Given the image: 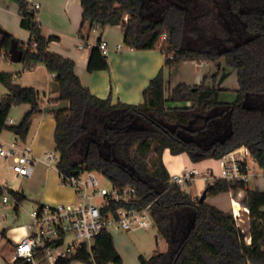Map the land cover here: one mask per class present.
<instances>
[{"label": "trees", "instance_id": "16d2710c", "mask_svg": "<svg viewBox=\"0 0 264 264\" xmlns=\"http://www.w3.org/2000/svg\"><path fill=\"white\" fill-rule=\"evenodd\" d=\"M18 5L21 26L29 40L20 44L11 34L0 38L1 51L8 55L11 40L22 51L24 67L42 64L54 74L58 95L50 101H67L68 108L51 112L55 121V165L60 177L95 172L114 187L133 185L144 207L152 202L151 216L156 239H164V251L138 256L139 264H264V192L246 183L214 178L202 193L206 198L244 190L248 209L249 242L238 227L233 212H224L170 182L162 153H185L192 163L222 156L245 147L257 166L264 169V0H81L80 38L89 29L119 25L124 44L137 50L157 48L164 66L183 61L223 58L236 71L237 90L233 101H222L221 90L203 80L197 85L180 83L164 95L162 69L143 90L139 105L100 99L84 87L74 62L48 50L46 38L33 21L25 0ZM127 16V20L124 17ZM165 35V39L161 37ZM36 43L31 48V43ZM26 45V49L24 48ZM106 56L97 46L90 49L87 70H106ZM214 79V76H212ZM0 83L9 94L0 98V133L13 132L25 140L32 119L41 113L39 92L20 86L9 72L0 71ZM27 104L30 109L18 125L6 120L12 107ZM15 209L25 196L6 191ZM201 193V194H202ZM5 190L0 186V198ZM205 198V199H206ZM118 205H115V208ZM123 264L112 236L101 232L94 239L92 254L80 246L74 254L59 257L54 264ZM13 264H27L23 259Z\"/></svg>", "mask_w": 264, "mask_h": 264}, {"label": "crops", "instance_id": "0c3cea01", "mask_svg": "<svg viewBox=\"0 0 264 264\" xmlns=\"http://www.w3.org/2000/svg\"><path fill=\"white\" fill-rule=\"evenodd\" d=\"M25 1L29 4V7L35 3L39 4V8L36 10L37 23L41 33L46 38H52L48 43V50L72 60L75 74L80 83L97 98H109L112 104L117 102L132 105L142 104L143 90L161 69L164 75L165 98L177 84L183 83L193 86L203 80L206 81L207 86L221 90L220 100L231 102L235 98V90L238 88L236 71L227 66L225 61L222 62L223 59L218 61V69H216L215 63L208 61H183L168 69L164 66V55L159 49L137 50L126 46L123 42L124 33L119 25L106 26L102 29L96 26L89 29L88 25L85 24L83 28L87 32V36L84 42L87 46L81 47L79 36L82 23L81 0ZM20 22L21 16L19 15L18 5L12 0H0V28L11 34L20 44H24L29 40L30 34L27 29L21 26ZM92 31L94 36L92 40H89ZM100 41L106 43L107 51L104 55L108 62V68L89 72L87 64L90 49L97 46ZM117 46H120V49ZM5 58L1 57V59ZM6 59L9 60V57ZM0 67L2 71L12 74L15 83L20 86L35 88L39 92L42 109L47 105H51L50 101L57 97L58 86L57 88L55 86L54 74L49 73L42 64L31 67L27 70L26 75L22 71L13 69L9 64H2ZM212 76H214V79H212ZM8 94V89L0 83V98ZM29 109L30 106L27 104L12 107L8 114V118L12 119V123L8 125H18ZM54 129L55 121L49 112L41 111L40 114L35 116L32 119L26 139L20 143L24 146H30L32 155L35 158L31 175L25 177L23 185L17 188L14 185L11 188L7 181L3 185V178L0 176V186L4 188V195L8 197L5 203L1 200L4 206L2 207L3 211H0V264H13L15 246L28 233L30 222L21 217V208L33 211L44 203L67 204L76 200L74 189L61 182L56 167L48 166L43 160V154L49 148H55ZM4 132L8 133L5 134ZM4 134L6 140L2 138ZM0 137L5 142H11L18 138L9 130H3ZM242 148L244 147L238 148V151ZM8 161L3 159L2 166L8 163L10 168V162ZM162 161L169 175H179L190 169H196L200 173L182 187V190L193 199H198L207 184L201 177L203 173L208 171L213 177H219L220 175V166L218 160L215 159L192 163L185 153L172 155L169 149H165L162 153ZM247 163L251 171L246 186L251 190L264 192V169L259 168L251 156L247 157ZM9 190L21 192L25 196V199L17 205V209H15L14 199L6 192ZM207 199L211 200L210 205L221 211H238L240 220H237L236 223L239 224L238 222L242 221L246 229H249L244 190L207 197L205 201ZM29 214L28 218L30 220ZM116 233L125 234L126 232ZM246 241L249 242L248 236ZM113 244L123 264H139V255L148 257L140 254L136 248L133 251L138 254L137 259L134 260L127 256L129 251H126L122 246H118L114 240ZM54 262L55 260L44 258L38 264H54ZM71 264L83 263L74 261Z\"/></svg>", "mask_w": 264, "mask_h": 264}, {"label": "built area", "instance_id": "2783aa9c", "mask_svg": "<svg viewBox=\"0 0 264 264\" xmlns=\"http://www.w3.org/2000/svg\"><path fill=\"white\" fill-rule=\"evenodd\" d=\"M39 4L35 3L28 9L34 13L33 21L37 23L36 10ZM127 20V16L124 17ZM83 34L80 46H87ZM165 39V35L161 40ZM25 44V43H24ZM36 43H31L34 48ZM26 49V45L24 47ZM100 51L106 53V43H98ZM120 49V46H117ZM1 57L5 58L2 51ZM8 58V57H6ZM12 119L7 118L6 124ZM248 150L244 147L222 156L218 159L220 166L219 177H213L208 171L201 177L206 183L214 178H221L229 182L247 183L250 176V166L247 163ZM0 159H12L10 168L17 176L31 175L35 158L30 146L19 144L18 140L5 142L0 137ZM43 160L48 166H55L58 153L55 149L43 154ZM95 172H83L69 177H61V182L74 189L76 200L67 204L44 203L31 211L27 235L16 246L13 259H23L27 264H38L44 258L56 260L74 254L80 246H85L92 254L95 237L101 232L110 235L116 232L147 230L153 223L151 216L152 202L144 207L133 204L138 201V195L133 185L110 189L100 185ZM200 173L196 169L185 170L179 175H170V182L180 187L186 185ZM85 175V178H82ZM1 200H8L4 195ZM115 205H118L115 208ZM235 221L240 220L239 212L233 210Z\"/></svg>", "mask_w": 264, "mask_h": 264}, {"label": "rangeland", "instance_id": "374dc122", "mask_svg": "<svg viewBox=\"0 0 264 264\" xmlns=\"http://www.w3.org/2000/svg\"><path fill=\"white\" fill-rule=\"evenodd\" d=\"M93 36H94V32L92 31V32H90L89 40H92ZM89 42H91V41H89ZM0 56H1V54H0ZM221 59H223V58H220L219 60H221ZM221 61L223 62L224 59ZM2 64H9L11 67H13V69H15L17 71H22V73H24V75H26L27 70L30 69V68L24 67L22 61L19 63H12L9 60H7L6 58L1 59V57H0V65H2ZM0 71H2V69H0ZM55 86L57 88L56 83H55ZM4 133L6 134L8 132H4ZM5 134L2 137L4 140H6ZM17 140H18L19 144L22 143V140H20L19 138H17ZM53 149L54 148H49L47 151L53 150ZM8 160H9L8 162H10L9 164L11 165L12 159H8ZM2 162H3V159H0V176H2V178H3L2 184L5 185V182L7 181L8 185L11 188L13 185L16 186V188L18 186L23 185V180L25 177L16 176V173L13 172L11 168H9L8 163L5 164L4 166H2ZM53 167H55V166H53ZM95 176L99 180L101 186L105 187L106 189L111 188V182L108 179H106L105 177H103L102 175H100L98 173H96ZM82 178H85V175H82ZM1 198H0V209H1L0 211H3L2 207L4 206V204L1 202ZM205 202L210 204L211 200L207 199ZM48 204H54V203H48ZM30 211H31V209H25L24 210L23 208H21V210H20L21 217L24 220H26L27 222H30V220L28 218V213H30ZM238 223H239V224H237L238 227L245 233V235L248 236L249 229L248 228L246 229L245 224H243L242 221H239ZM156 234H157V232H156V228H155V223H152L151 226L147 230L127 231L125 234L114 233V234H112V238L118 246H122V248H124L126 251H129L127 253V256L136 260L138 253L133 251L136 248L139 250L140 254L146 255L148 257L151 256L156 251H164L165 250L166 244H165L164 239L160 236H157V239H156V237H155ZM83 264H87V263H83Z\"/></svg>", "mask_w": 264, "mask_h": 264}, {"label": "water", "instance_id": "95a60500", "mask_svg": "<svg viewBox=\"0 0 264 264\" xmlns=\"http://www.w3.org/2000/svg\"><path fill=\"white\" fill-rule=\"evenodd\" d=\"M0 34L4 35V34H6V32L0 28ZM8 55H9V60L13 63H19L22 60V51L18 48L17 42L15 40H11V42H10V46L8 49ZM67 108H68V102L67 101H60L58 103L45 106L42 109V111L43 112H49V113L60 112V111L66 110ZM71 174L77 175V172L73 171ZM205 198H206L205 193H202L198 197V202L199 203L204 202Z\"/></svg>", "mask_w": 264, "mask_h": 264}]
</instances>
